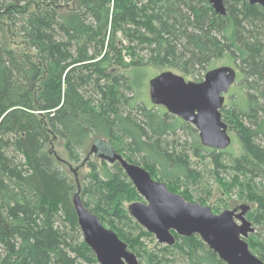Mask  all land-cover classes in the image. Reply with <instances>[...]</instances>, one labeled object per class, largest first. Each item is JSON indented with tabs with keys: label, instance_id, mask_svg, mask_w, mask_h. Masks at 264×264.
Here are the masks:
<instances>
[{
	"label": "trees",
	"instance_id": "1",
	"mask_svg": "<svg viewBox=\"0 0 264 264\" xmlns=\"http://www.w3.org/2000/svg\"><path fill=\"white\" fill-rule=\"evenodd\" d=\"M26 1L0 0V14ZM33 1L17 22L13 11L6 18L31 53L0 42V264H97L75 193L138 264H225L196 235L149 247L151 234L124 209L141 198L118 163L88 158L79 182L51 148L56 139L72 163L101 142L190 203L205 205L213 183L235 192L252 206L245 217L259 233L246 242L264 264V9L246 0H227L225 15L208 0ZM216 61L235 67L238 86L220 109L238 142L226 165L228 149L201 146L190 124L143 92L151 67L200 82ZM200 151L212 184L192 167Z\"/></svg>",
	"mask_w": 264,
	"mask_h": 264
},
{
	"label": "water",
	"instance_id": "2",
	"mask_svg": "<svg viewBox=\"0 0 264 264\" xmlns=\"http://www.w3.org/2000/svg\"><path fill=\"white\" fill-rule=\"evenodd\" d=\"M226 1L208 0V3L216 14L225 15ZM246 1L264 9V0ZM235 80L236 71L231 67L211 69L200 82L186 81L181 75L164 71L148 81L149 101L190 124L197 131L201 146L223 151L230 146L231 138L220 109ZM89 155L108 164L118 163L144 201L130 204L127 212L154 236L157 244L172 246L173 234L184 238L196 235L225 264H263L250 252L246 242L254 232L245 217L246 205L238 211L215 214L208 206L190 203L179 194L169 192L165 184L152 179L144 168L128 163L101 142L92 145ZM72 206L83 241L97 264H138L135 255L117 235L82 205L77 193L73 195Z\"/></svg>",
	"mask_w": 264,
	"mask_h": 264
},
{
	"label": "rangeland",
	"instance_id": "3",
	"mask_svg": "<svg viewBox=\"0 0 264 264\" xmlns=\"http://www.w3.org/2000/svg\"><path fill=\"white\" fill-rule=\"evenodd\" d=\"M13 5V4H12ZM16 5V4H15ZM38 4L35 3V1L33 0H28L24 3H18L15 8L11 7L12 10H7L6 13L0 14V42L11 49H20V50H24L28 53H31V51H29L26 47V43L24 42V40L22 39L21 36H19L18 34H16L11 28L10 25L8 23V21L6 20L7 16L9 15L8 13L10 12H14V20L15 22H17V18L16 17H22L25 16L26 14H28L29 12H31L34 9H37ZM10 8V9H11ZM117 42H116V46L119 48L120 45L124 46L126 45V41L122 38L121 35H119L117 37ZM125 61H128V58L125 56L124 57ZM215 68L217 67H231V68H235L229 61H216L215 62ZM166 70H162L160 68H156V67H151V69H149L148 72V80L145 83V87L143 89L144 92V97L146 98V100L150 103L149 101V94H148V81L153 78L154 76L160 74L161 72H164ZM173 73H176L175 71H173ZM180 75V74H178ZM205 74H202L201 80H203ZM182 76V75H181ZM184 78V77H183ZM185 79V78H184ZM186 81H193L192 79L187 80ZM238 88L237 86V82H235L234 85H232V87H230L228 93L224 96V102L228 101L230 99L231 96L235 97V95L237 94L238 91H236ZM151 104V103H150ZM225 123V122H224ZM229 132V136L231 138V144L230 146L227 148V155L223 156V158L225 159L223 164H227L228 159H230V157L233 155H237L238 154V142L235 138V134L228 129ZM197 140L199 142V138H198V134H196ZM182 141H184V139H186L189 143L190 140L184 136L181 137ZM200 143V142H199ZM51 148L55 151V155L61 159V161L63 162H67L70 163V165L72 166V168L75 169V171L77 170L78 172V180L79 182H81L82 178L88 173V168H86V164L85 162L87 161L88 158H90V160H96L94 158V155H81L80 157V161L79 163H72L69 162V158L67 157L66 153L64 152L63 149V142L59 139H56L55 141H52L51 144ZM200 157L196 163L192 164L193 168H197L198 170H204L205 169H211L210 166V162L208 160V153L204 152V151H200L199 152ZM87 156V157H86ZM85 164V165H84ZM78 166V168H76ZM207 166V168H206ZM61 169L64 172L65 175H67L69 178H71L70 175V171L68 170V167L66 165H61ZM202 171V175H204L205 178V182L204 184H212L211 183V179H208L207 177V173ZM227 175V174H225ZM212 189V193H211V197L209 198V200L206 202L205 206H208L211 208L212 212L215 214H218L224 210H233V208L238 207L239 205H248L250 207V209L252 208V206L244 201H238L237 199V195L235 192L231 193L230 195H224L222 193L221 188L218 186V184L213 183V186L211 187ZM198 193H195V196ZM135 202H141L143 203V199H141L140 201H135ZM128 205H130V203L124 202L123 206L124 209L127 211ZM218 208L220 211L216 213V211L214 209ZM238 211V209H237ZM250 211V210H249ZM248 212V211H247ZM252 227L254 229V232L251 234V236H255L257 233H259L258 228L252 224ZM151 239L150 241L152 243L148 244L149 247L154 246L155 244H157L155 238L153 235H151ZM258 236V235H256Z\"/></svg>",
	"mask_w": 264,
	"mask_h": 264
},
{
	"label": "bare ground",
	"instance_id": "4",
	"mask_svg": "<svg viewBox=\"0 0 264 264\" xmlns=\"http://www.w3.org/2000/svg\"><path fill=\"white\" fill-rule=\"evenodd\" d=\"M105 142V141H104ZM107 144V143H106Z\"/></svg>",
	"mask_w": 264,
	"mask_h": 264
}]
</instances>
